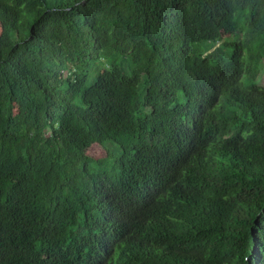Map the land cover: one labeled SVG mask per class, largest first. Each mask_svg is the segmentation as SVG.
<instances>
[{
  "label": "trees",
  "instance_id": "16d2710c",
  "mask_svg": "<svg viewBox=\"0 0 264 264\" xmlns=\"http://www.w3.org/2000/svg\"><path fill=\"white\" fill-rule=\"evenodd\" d=\"M263 61L264 0H0V264H264Z\"/></svg>",
  "mask_w": 264,
  "mask_h": 264
},
{
  "label": "rangeland",
  "instance_id": "374dc122",
  "mask_svg": "<svg viewBox=\"0 0 264 264\" xmlns=\"http://www.w3.org/2000/svg\"><path fill=\"white\" fill-rule=\"evenodd\" d=\"M261 67H262V71L261 74L258 77V84L259 85H264V61L261 63ZM101 68L100 65H98V69ZM93 81V77L90 76L89 78V83H91ZM138 90L139 92L143 91V79L140 81L139 85H138ZM107 148H112L113 145L111 144H105L104 146H100L98 144H94L91 146V148L88 150V156L93 158V159H97V158H101L106 156L107 154ZM115 147V146H114Z\"/></svg>",
  "mask_w": 264,
  "mask_h": 264
}]
</instances>
